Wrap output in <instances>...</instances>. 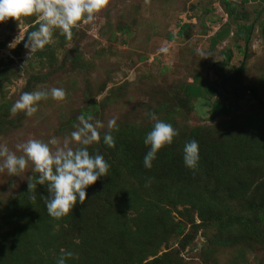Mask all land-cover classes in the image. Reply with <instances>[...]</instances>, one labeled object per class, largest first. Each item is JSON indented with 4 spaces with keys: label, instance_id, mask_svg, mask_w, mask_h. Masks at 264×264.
<instances>
[{
    "label": "rangeland",
    "instance_id": "obj_1",
    "mask_svg": "<svg viewBox=\"0 0 264 264\" xmlns=\"http://www.w3.org/2000/svg\"><path fill=\"white\" fill-rule=\"evenodd\" d=\"M226 1L232 16L226 14L221 0H110L92 24L73 30L71 41L59 30L54 32L56 42L37 51L44 53L41 63H37L41 59L37 52L28 55L30 50L24 47L26 33L39 27L36 17L18 23L9 18L0 23V144L21 155L16 145L30 138L48 142L55 137L61 143L65 138L71 140L74 126L79 124L80 109L94 106L92 122L100 121L104 128L100 130V143L88 146L89 153L110 151L102 138L108 131V120L115 116L119 130L112 132L113 153L120 154L121 147L144 146L138 156L142 160L150 150L144 139L155 123L148 113L154 112L158 120L170 123L179 133L171 145L157 153L161 155L155 158L156 167L164 169L158 159L171 147L174 158L170 164L184 163L185 144L197 141V169L184 165L175 177L194 176L196 188L199 182L203 188L210 182L200 196L208 198L211 193L216 204L214 208L204 205L196 209L185 202L166 201L164 221L171 228L179 225L182 232L171 230L155 256L168 252V260L178 264H264V225L257 224L249 210L256 194H251L255 196L251 198V190L242 194L233 185L249 179L253 185L264 175V154L253 152L261 135L252 121L258 120V115L264 119V110L248 89L243 94L227 95V101L234 106L228 116L210 118L212 98L186 99L181 89L192 83L193 77L216 80L210 65L228 51L231 57L223 72H231L242 64L241 85L254 86L264 101V4L261 0ZM233 19L251 25L246 40L237 37L236 32L240 31ZM226 25L229 33L224 35L225 30L221 31L212 44V36ZM23 35L25 39L19 42ZM164 47L167 52L160 51ZM197 48L211 56L201 58ZM52 87L63 88L66 100L57 102L49 96L39 102L32 117L23 112L11 115L10 108L22 92ZM261 126L264 129V123ZM195 131L198 134L194 137ZM70 146L77 145L73 142ZM90 147L94 148L89 150ZM239 155L250 159L242 158L240 163L236 160ZM112 160L116 162V158ZM38 175L31 164L22 177L0 173V209L6 208L20 188H28V180L35 182ZM107 178L99 177L86 188L85 202L78 201L60 227L58 223L52 225L59 231L53 246L45 250L50 257L63 250L74 254L72 264H86L89 258L96 260L92 264L136 262L126 252L140 254L141 240L147 238L146 225L130 211L123 218L105 207L115 203L112 190H105ZM159 181L163 179L157 178ZM221 183L230 188L227 196L214 189ZM42 189L36 191L42 195ZM218 197L220 204L216 202ZM229 213L236 218L244 216L247 224L237 223ZM3 215L0 211V219ZM253 227L254 232L248 233ZM155 235L159 236L158 230ZM154 244L151 241L146 246ZM0 253L3 258L11 256L8 248ZM153 257L147 255L142 261ZM36 260L28 257L22 264Z\"/></svg>",
    "mask_w": 264,
    "mask_h": 264
},
{
    "label": "trees",
    "instance_id": "obj_2",
    "mask_svg": "<svg viewBox=\"0 0 264 264\" xmlns=\"http://www.w3.org/2000/svg\"><path fill=\"white\" fill-rule=\"evenodd\" d=\"M261 1L264 4V0ZM221 2L226 14L232 16L230 13L232 8L229 7L228 2L226 0H221ZM232 22L239 28L238 31L240 32H236L237 37L246 40L250 34L251 25L239 24L235 19H233ZM227 27L228 25L219 28L211 38L212 44L219 39L221 31L225 30L224 35L229 33ZM62 37L63 36H61V38ZM241 51L243 52V49ZM36 55L41 58L44 53L37 52ZM230 57L231 53L227 51L221 60L215 61L210 65V69L216 77V80L203 81L198 80L197 77H193L192 83L185 84L181 88L186 99L198 97L212 98L210 102V118L228 116L231 110L234 109V106L227 101V95L243 94L248 89L250 90V95L259 104V108L264 110V101L256 94L257 89L254 86L247 84L241 85L240 83L242 64L231 72H223V68L228 65ZM41 62L42 58L37 63ZM194 82L196 84H194ZM80 110L86 115L96 114L94 106H89V109L81 108ZM257 118L258 120L252 121L254 126H257V131L261 135L259 136L261 139L257 142L258 145H255L253 152L254 154L263 155L264 129L261 126V122L264 123V119L260 115H258ZM196 134H198L197 131L192 135L195 137ZM104 147H106V145ZM92 148L94 147H90L89 150ZM126 148L127 149L121 147L119 152L121 154L122 151L121 156L120 154L113 153L112 147L109 149L110 151L103 149V152L100 151V155H102L110 165L108 178L105 182V190H112V193L115 194V203L106 204L105 207L113 209L112 211L121 217L124 216V213L130 211V213L142 219V223L146 225L144 232L147 238L141 240L140 254L132 255L126 252L128 258H133L136 261L130 264H178L176 261L172 260L170 262L168 260V252H162L160 255L155 256L158 246L162 242H166L167 235L171 230L177 234L182 232V228L179 225L175 228H171L168 222L166 223L164 221L166 218L164 217L166 213V208L164 209L165 202L170 199L171 203L185 202L196 209H200V207L204 205L209 209L214 208L216 204L215 199L211 198V193H209L208 198L200 196V192H204L203 189L207 188L210 182L206 183L204 188L199 182L197 185L198 190L195 187V183H193L194 176H183L180 179L175 177L177 171H180L185 163L177 164L176 161H173V163L170 164V162H172L171 157L174 158V154H172L174 150L173 147H171V150L164 151L162 153L163 157L158 159L164 163V169L156 167V159L152 161V167L150 169L144 166V159H138V156L145 150L144 146H137L132 149L128 146ZM159 155L161 154H156V158ZM113 157L116 158L115 163L112 160ZM242 158L245 159L244 161L250 159L247 156L242 157V155H239L236 160L241 163ZM216 170L219 169L217 168ZM201 173L203 174L202 171ZM157 178H162L163 181L157 182ZM259 178L260 180L257 179L253 185H251L250 179L244 180V183L239 181L233 185L242 194L251 190L249 194L251 198L255 197L251 194H256V197L251 200V206L249 208L250 215L257 224L264 225V175L259 176ZM38 185L39 186H36V190L43 188V192L42 195H40L35 190V201L29 199L32 193L28 191L27 185H25V187L20 188L14 198H12V201L7 204L6 208L0 209L4 214L0 219V252H4L8 248L11 253V256L8 258H3L0 253V264H22L28 257L37 258L33 264H57L58 258L62 255L58 254V256L52 255L50 257V252L47 253L45 250L53 246L55 237L58 235L59 230H54L52 225L58 223L60 227L65 222V218L63 217L60 220H56L49 216L46 209V201L51 198V194L48 193L46 185ZM214 189L221 190V194L227 196L230 188L228 189L227 186L221 183L219 186H214ZM205 198H207V200ZM220 198L221 197H218L216 199L218 204L221 203ZM229 214L237 223L245 222L244 225L247 224V219L244 216L237 215L238 217L236 218L233 213ZM157 230L158 237L155 235V231ZM253 232L254 227L250 228L248 233ZM149 237L151 238L150 240H148ZM151 241H154L155 244L153 246H146L150 244ZM232 242L234 243L235 240H232ZM64 247L67 249L68 246ZM147 255L154 257L143 262L142 260L145 259ZM72 260L71 258H66V264H72ZM93 261L95 263L96 260L89 258L86 264H92ZM115 264H118V262Z\"/></svg>",
    "mask_w": 264,
    "mask_h": 264
},
{
    "label": "clouds",
    "instance_id": "obj_3",
    "mask_svg": "<svg viewBox=\"0 0 264 264\" xmlns=\"http://www.w3.org/2000/svg\"><path fill=\"white\" fill-rule=\"evenodd\" d=\"M109 3L110 0H0V23L7 22L9 18L17 23L25 18H37L38 29L27 32V41L24 43L25 49L30 50L28 55H31L54 44V32L57 30L60 35L71 41L73 30L92 24ZM24 39L25 35L20 37L19 42ZM160 51L167 52L168 49L164 47ZM196 52L201 58L211 56L200 48H197ZM49 96L57 102H63L67 93L58 87L22 92L10 108V113L15 116L23 112L32 117L38 111L39 102L47 100ZM148 115L155 121L152 130L144 139L145 145H150V150L146 153L143 163L150 169L156 154L163 147L171 145L179 133L170 123L158 120L154 112H149ZM77 120L79 124L74 126L76 130L71 133V140L65 138L63 143L55 137L48 142L30 138L16 145L21 155L10 150L6 144H0V173L6 171L8 176L22 177L31 164L39 175L35 182L28 180V191L32 193L29 199L35 201L37 184L46 185L48 193L51 194V198L46 201L47 213L56 220L72 213L78 201L83 204L86 188L94 184L99 177L108 176L110 168L102 155H92L88 151V146L100 143V130L104 128V124L100 121L93 123V117L84 113H81ZM116 121L115 116L108 120V131L103 135V142L110 148L115 146L112 132L119 130ZM73 142L76 147L70 146ZM183 152L185 166L195 171L200 158L198 142L192 140L186 143ZM73 255L70 251L62 250L57 264H66V258Z\"/></svg>",
    "mask_w": 264,
    "mask_h": 264
}]
</instances>
